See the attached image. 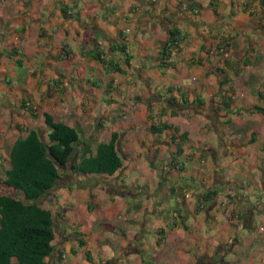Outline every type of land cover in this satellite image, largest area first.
<instances>
[{
    "label": "crops",
    "instance_id": "obj_1",
    "mask_svg": "<svg viewBox=\"0 0 264 264\" xmlns=\"http://www.w3.org/2000/svg\"><path fill=\"white\" fill-rule=\"evenodd\" d=\"M174 28L182 36L179 49L159 66L157 51ZM94 33L104 59L122 73L90 58ZM118 43L125 44L127 63L110 50ZM62 47L69 54L55 58ZM0 76V132L17 113L30 116L20 106L27 100L48 113L58 102L68 118L55 120L76 128L94 120L87 135L78 128L90 144L96 127L110 126L97 142L118 133L117 171L97 175L104 180L98 185L67 181L57 204L43 206L53 227L55 218L61 226L46 264H264V6L258 0H0ZM166 98L174 99L175 114L160 117ZM160 120L186 133L176 168L166 165L174 152L171 129L149 131ZM68 172L82 183L94 176ZM171 187L176 192L169 197ZM207 189L215 196L195 210L196 195ZM96 210L105 221L92 236L86 230L98 226Z\"/></svg>",
    "mask_w": 264,
    "mask_h": 264
},
{
    "label": "trees",
    "instance_id": "obj_2",
    "mask_svg": "<svg viewBox=\"0 0 264 264\" xmlns=\"http://www.w3.org/2000/svg\"><path fill=\"white\" fill-rule=\"evenodd\" d=\"M258 2L260 6H264V0ZM167 34L157 51L159 66L169 64L170 52L172 49H179L182 37L176 28L170 29ZM96 38L97 33H94V44ZM216 48L219 49L220 45L217 44ZM61 49L63 53L55 58L60 59L69 54L64 47ZM110 50L119 51L123 55L122 61L127 63L129 56L124 43L110 46ZM88 55L107 67V72L122 73L117 62L104 59L105 52L102 48L93 47ZM195 102L197 105L202 104L198 99ZM173 103L174 99H165L160 117L175 114ZM182 103H186V100L182 99ZM20 106L30 116L36 117L34 113L37 110L33 109L30 102L22 100ZM40 115L45 126L44 136L35 127L25 126L21 129L16 126L19 132L24 131V135L15 137L6 145L8 166L3 169L0 179V264H46L45 259L53 252L55 229L51 210L40 205L38 200L62 178L67 169L73 173L108 177L121 166L116 148L117 132L111 131L106 141L97 142L92 149L88 139L81 137L78 128L55 120L46 111H42ZM166 129H171L170 141L174 144V152L166 165L168 168H176V157L182 152L181 144L186 139V133H178L176 127L163 120L157 126L149 127L150 132L157 133ZM175 192V187L169 188L168 196L172 197ZM215 194L214 189L199 192L196 195L195 210L210 203ZM139 207V203L134 205L135 209ZM175 216L181 215L175 212ZM61 257L62 253L58 250L57 259Z\"/></svg>",
    "mask_w": 264,
    "mask_h": 264
},
{
    "label": "rangeland",
    "instance_id": "obj_3",
    "mask_svg": "<svg viewBox=\"0 0 264 264\" xmlns=\"http://www.w3.org/2000/svg\"><path fill=\"white\" fill-rule=\"evenodd\" d=\"M80 67H82V65ZM84 72H86V71L84 70ZM93 74H94L93 77L95 78V80L99 81L101 79V77L99 76V74L96 71ZM9 77H10L9 75H6V81H8L7 79H9ZM20 77H21V75H20ZM1 79H2V77L0 76V80ZM14 81H15V82H13L14 84H19L20 79L17 81L18 83L16 82V80H14ZM10 82H12V79H11ZM98 84H99V82H98ZM103 94H105V92H103ZM1 95H2V93L0 94V98H1ZM17 95H18V93H17ZM7 100H8V98H7ZM0 102H2L1 99H0ZM5 104L8 105L7 103H5ZM56 104H58V102L55 101L53 104L50 105L49 108H47V110L53 115L54 119H60V120L67 119L69 110H65V109H63L62 107H60L59 105H56ZM67 104H69V102H67ZM0 105H2V103H0ZM38 106H40V108H42L41 106H43V108H45V105H38ZM35 110H37V109H35ZM40 111L41 110H39V111H37V113H35L36 117H32V116H29V115L28 116L27 115L24 116L22 114L23 111H22V113H17V114H19L17 119H13V117H12L13 124L11 126H7L2 132H0V134L3 135L4 140H5V142L0 146V179H1V176L3 174V169L8 166L7 160H6V147H7L6 145H8L13 140V138H15L16 136L24 135V131L19 132V131H17L15 129L16 125L19 126L21 129H23L25 126L35 127L37 129H39L40 130V134L44 136L45 126L42 123V118H41V115H40V113H41ZM5 112H6V109H5ZM103 112L104 111H102L101 113H103ZM6 113H8V112H6ZM77 114H79V113H77ZM77 114L74 113V111H73V115L72 116H74V120L73 121H75V122H76L75 117H76ZM84 116L85 117H83L82 119L85 120V122H86L88 117L86 115H84ZM81 124L76 122V125H78L77 127L81 129L82 133L87 135V133H90L93 130L95 121L94 120H92L91 122L87 121V125L86 126H85V124H82V125ZM7 125H8V123H7ZM109 128H110V126H108V125L104 126V127H100V129H99V127H96L95 131H97L96 132L97 138L94 140L93 143H91V147L92 148H93L95 142H97L99 140H104L106 138L107 133L109 131ZM67 171H69V170L67 169ZM72 175H75V177L71 178ZM77 175H79V174H72L70 172H68V174L65 173L62 176V178L57 180L56 183L54 184V186L47 192L48 194L43 195L38 200V203L40 205H42V206H47V207L52 209L53 208L52 206H54V204H57V202H58V198L59 197L57 196L58 194L56 193L57 190L59 189L60 186L64 185L63 183H65L67 181H71V182H73V181L75 182L76 181V182H78L80 184H83V185H85L87 183H94V184L96 183L95 185L104 183L103 177H100V176H97V175H94L92 177L89 176L90 180L89 181L87 180L85 183H82V179L77 178L76 177ZM128 182H133L134 183V179L129 176ZM146 182L147 181H146L145 177H143L140 180L141 184L146 183ZM72 185L73 184H69V187L72 188ZM106 191H108V190H106ZM49 193L51 194V196L49 195ZM119 193L123 196L124 194L127 193V190L123 188V189L119 190ZM59 200H60V198H59ZM69 209H70L69 207H66V210H69ZM98 211H100V210H96V214H95L96 217L94 218L95 219L94 223L96 224V222H98V226L93 228V226H92L93 224L91 223L90 225L92 226V228L90 226V229L86 230L92 236H94L95 233L102 232L101 222L105 221L103 219L104 216H102V214L100 215V213ZM59 223H60V221L57 220V218H55L54 219V229H55V234L57 236H59V232H60V229H61L60 228L61 226H60Z\"/></svg>",
    "mask_w": 264,
    "mask_h": 264
},
{
    "label": "built area",
    "instance_id": "obj_4",
    "mask_svg": "<svg viewBox=\"0 0 264 264\" xmlns=\"http://www.w3.org/2000/svg\"><path fill=\"white\" fill-rule=\"evenodd\" d=\"M128 32H129L128 27H124V28L122 29L123 40H126V39L128 38ZM221 51H222L221 48L217 49V52H218V53H221ZM174 52H175V49H172L171 52H170V56H169V58L174 54ZM169 58H168V59H169Z\"/></svg>",
    "mask_w": 264,
    "mask_h": 264
},
{
    "label": "water",
    "instance_id": "obj_5",
    "mask_svg": "<svg viewBox=\"0 0 264 264\" xmlns=\"http://www.w3.org/2000/svg\"><path fill=\"white\" fill-rule=\"evenodd\" d=\"M72 157V156H71Z\"/></svg>",
    "mask_w": 264,
    "mask_h": 264
}]
</instances>
